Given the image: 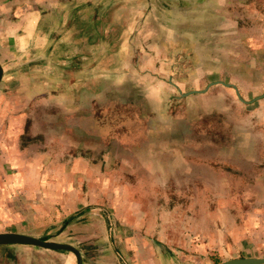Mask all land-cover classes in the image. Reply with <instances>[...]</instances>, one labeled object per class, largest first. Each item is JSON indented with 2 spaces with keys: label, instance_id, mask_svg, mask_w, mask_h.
<instances>
[{
  "label": "rangeland",
  "instance_id": "obj_1",
  "mask_svg": "<svg viewBox=\"0 0 264 264\" xmlns=\"http://www.w3.org/2000/svg\"><path fill=\"white\" fill-rule=\"evenodd\" d=\"M57 8L59 72L0 52V232L82 264L264 256V0ZM4 247L0 264L76 263Z\"/></svg>",
  "mask_w": 264,
  "mask_h": 264
},
{
  "label": "crops",
  "instance_id": "obj_2",
  "mask_svg": "<svg viewBox=\"0 0 264 264\" xmlns=\"http://www.w3.org/2000/svg\"><path fill=\"white\" fill-rule=\"evenodd\" d=\"M34 1L36 0H22V2L33 4ZM37 2V7L28 6V8H21L20 0H0V49H2L0 52L3 53L6 47H13L15 59L24 58L25 61L31 62L25 63V69L29 70V72L38 69L46 72H59L60 43L65 42L64 31L67 21L60 19V11L57 8L58 0H37ZM52 8L54 10L47 12L48 9ZM208 16L210 17L209 19L215 22L219 19L212 12L208 13ZM68 24L70 26L71 23L69 22ZM72 37L70 39H73ZM70 39L69 41H72ZM75 51L73 46L70 52L76 53ZM40 58H46L47 61L45 62ZM0 63L1 65L3 63L1 59ZM2 67L3 78L5 67L3 65ZM9 246H12L11 250L14 251L15 255L20 250L15 247L18 245ZM6 249L9 250L8 247H4L0 254L5 253Z\"/></svg>",
  "mask_w": 264,
  "mask_h": 264
},
{
  "label": "water",
  "instance_id": "obj_3",
  "mask_svg": "<svg viewBox=\"0 0 264 264\" xmlns=\"http://www.w3.org/2000/svg\"><path fill=\"white\" fill-rule=\"evenodd\" d=\"M2 74H3V67L0 63V81L2 79ZM238 97L239 99L242 100L239 94ZM0 245L3 246L30 245V246H35L50 250H67L74 254L76 259L75 264H82V256L80 254V251L70 243L57 242L50 239H44L21 232L4 231V232H0ZM212 264H264V256L236 257Z\"/></svg>",
  "mask_w": 264,
  "mask_h": 264
},
{
  "label": "trees",
  "instance_id": "obj_4",
  "mask_svg": "<svg viewBox=\"0 0 264 264\" xmlns=\"http://www.w3.org/2000/svg\"><path fill=\"white\" fill-rule=\"evenodd\" d=\"M57 251H64V250H57Z\"/></svg>",
  "mask_w": 264,
  "mask_h": 264
}]
</instances>
